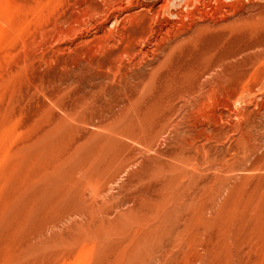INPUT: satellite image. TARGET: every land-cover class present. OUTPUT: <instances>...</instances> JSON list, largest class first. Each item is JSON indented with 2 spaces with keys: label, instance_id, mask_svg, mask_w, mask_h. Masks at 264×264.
Here are the masks:
<instances>
[{
  "label": "rangeland",
  "instance_id": "374dc122",
  "mask_svg": "<svg viewBox=\"0 0 264 264\" xmlns=\"http://www.w3.org/2000/svg\"><path fill=\"white\" fill-rule=\"evenodd\" d=\"M0 264H264V0H0Z\"/></svg>",
  "mask_w": 264,
  "mask_h": 264
},
{
  "label": "bare ground",
  "instance_id": "6f19581e",
  "mask_svg": "<svg viewBox=\"0 0 264 264\" xmlns=\"http://www.w3.org/2000/svg\"><path fill=\"white\" fill-rule=\"evenodd\" d=\"M205 71V70H204Z\"/></svg>",
  "mask_w": 264,
  "mask_h": 264
}]
</instances>
